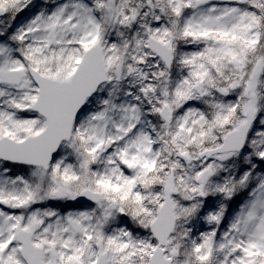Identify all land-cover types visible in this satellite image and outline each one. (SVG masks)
Here are the masks:
<instances>
[{
	"label": "snow or ice",
	"instance_id": "6c2138e0",
	"mask_svg": "<svg viewBox=\"0 0 264 264\" xmlns=\"http://www.w3.org/2000/svg\"><path fill=\"white\" fill-rule=\"evenodd\" d=\"M0 264H264V0H0Z\"/></svg>",
	"mask_w": 264,
	"mask_h": 264
}]
</instances>
